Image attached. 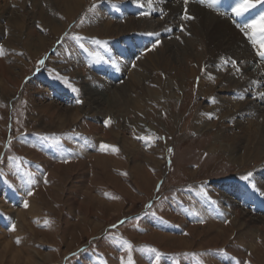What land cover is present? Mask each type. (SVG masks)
<instances>
[{
  "label": "rangeland",
  "instance_id": "374dc122",
  "mask_svg": "<svg viewBox=\"0 0 264 264\" xmlns=\"http://www.w3.org/2000/svg\"><path fill=\"white\" fill-rule=\"evenodd\" d=\"M144 1L85 0L70 18L46 0H0V264H128L129 256L132 264H264V226L234 224L221 205L228 195L264 218L256 183L264 157L230 163L252 130L240 108L264 85L242 88L240 71L213 65V45L183 15L157 32L164 13ZM103 4L135 6L142 23L102 39L83 21ZM220 12L233 28L242 24L231 9ZM235 93L237 107L214 109ZM256 119L264 125V104ZM197 123L209 133L193 132Z\"/></svg>",
  "mask_w": 264,
  "mask_h": 264
},
{
  "label": "bare ground",
  "instance_id": "6f19581e",
  "mask_svg": "<svg viewBox=\"0 0 264 264\" xmlns=\"http://www.w3.org/2000/svg\"><path fill=\"white\" fill-rule=\"evenodd\" d=\"M23 1L26 2L27 0H23ZM46 2L48 4H50L51 7H53V8H57V9L60 7L64 8L66 16L71 18V17H75L82 10L85 0H46ZM209 3H210V0H188L187 4H185V0H151V4H150L149 0H146V1H144L143 5L147 9H150V10L152 9L151 10L152 13H154V12H157V13L163 12L164 13L163 23L157 26V29H158L157 32L161 31V28L163 27L164 23H168L169 21L172 23L173 21L179 20V18H178L179 15H183V17L185 16V14H187L188 16H191L192 19H190V20L192 21V24H191L193 27L192 29H195V32L197 30L202 32L204 34V36L206 37L207 44L213 45L214 56L210 60L213 65H217V64L227 62V65L231 66L230 67L231 69L229 68L227 70V72L228 73L234 72V71H236V69L232 66V61L234 60V61H236V66L240 69V73H242V77H243V81L241 80L242 81L241 82L242 88L244 85V86H247L248 89H250V90H255L257 85H259V84L264 85V58L258 57L256 55L258 45H257V48H254L252 43L247 39V37L244 35V33L241 32L240 27L238 29L233 28L231 26V24L229 23V22H231V19L227 18L224 15V13L220 12V10L224 11L227 9H231V7H229V5L234 6V0H219V6L217 8V9H219L218 11L213 10L212 7H209L208 6ZM256 7H257V10L260 8V11L255 18H257L261 12H264V2L257 4ZM135 8H136L135 6L130 7L128 5L126 6V5H122V4H115V5L114 4H111V5L103 4L102 6H100V5H98L97 7L93 6V8H90L89 10H87L83 23L85 22L86 24H88L90 26V28H94L95 26L100 27V30H97L98 28L96 30L100 36L103 35V37H101L102 39L110 40L112 38L124 36V35H127L129 31H133L135 29V27H139L140 24L142 23V20H140L142 17H141V15H139L140 14L139 12L134 11ZM107 11H108V13H107ZM110 12L111 13L119 12V14H117V15L118 16L121 15V17H125L126 23L122 26L113 24L111 22V20L109 19V13ZM122 12H123V14H122ZM130 13L134 14V17H135L134 19L133 18L132 19L127 18V14H130ZM231 14L234 15L233 13H231ZM183 20L185 21V19H183ZM238 21L242 24L245 22V20L241 17L238 18ZM45 24H46V22H45ZM19 26H21V25H19ZM49 26H52V25H49ZM54 27H56V26H54ZM163 28H164V30L167 29L165 27H163ZM60 31H61V27L53 29V33L55 35L58 34ZM97 33L94 35L93 32H89L88 34H89V36H97ZM12 35H13V33H12ZM173 46H171V47H173ZM45 50L46 49H44V51ZM44 51H43V53H44ZM34 53H36V52H34ZM154 53H155V51H152L150 54L153 55ZM174 53H173V55H174ZM256 59H259L261 61V63L257 64ZM136 64L134 66L135 68L137 67ZM130 72H133V71H130ZM94 78H95L94 80H100L101 85L104 87L108 88V86H112V82H113L112 80H108L105 77H97V78L94 77ZM229 79H231L230 76H227V78H225L226 82ZM124 83H126V82L124 81L121 84V87H123ZM205 84L206 83L204 80L200 81L199 86H198L199 92H200V89H202ZM125 86H126V84H125ZM123 92H125V91H123ZM239 92L241 94L244 93L243 89L242 90L240 89ZM249 94L251 96H253V100L246 103V105L242 109L240 108V106L242 104L240 106H238L240 108V110L244 111L243 114L239 115V118L241 120H245L246 124H248L250 126V128L249 127L248 128L250 130L252 129L251 133H248L250 136V138L248 137L249 144H248V147L246 149V152H244L242 157L232 158L230 160V163L232 165L233 164L234 165L242 164V163L244 164L246 162H249L250 158L252 156L253 157L251 159H256L258 161H261L260 159H262L264 157V125L259 124L257 122V119H256V112L258 111L260 104H264V97H263V95L258 94L256 91H254L253 94L252 93H249ZM99 95H100V93H99ZM236 95H238V94L235 93L234 96L230 95V97L224 96L221 98H216L217 102H215L216 104H214V109L217 110L219 108H226V105H227V109H233L234 106L237 107L236 105L240 104V101L238 102V100H236V97H237ZM237 110H238V108H237ZM201 119H202V117H197L198 123H199V120H201ZM198 123L195 124L191 128V130L193 132L201 133V134L202 133L203 134L209 133L207 131L208 129H203V127H201L200 124H198ZM200 123H201V121H200ZM239 124H237V125H239ZM240 130H241V128H240ZM245 134H247V133H245ZM217 136H219V135H217ZM222 149H224V148H222ZM256 183H258L257 184L258 187L261 189L262 193H264V176L262 174L256 175ZM229 192H231L230 189H229ZM222 199H223V201H222L221 205L223 206L224 212L232 213L233 215H235L234 217L237 221L235 220L233 222L234 224H236V222H237L238 225L244 226V227L260 226V229L264 228V227L262 228V226H264V218L257 217V216H251L247 212L240 211V209L238 208V203L232 197H229L228 195L225 198L222 197ZM32 203H30V205L28 206V211L31 209L33 210V208H32L33 204ZM35 203H36V201H35ZM6 211H8V210H6ZM15 216L17 218V227L18 226L24 227V225H23L24 220L22 219V213L20 211L15 212ZM29 216H31V215H29ZM239 218L241 221L239 220ZM212 225H214V224H212ZM231 226H232V223H231ZM248 231H251V230H248ZM190 233L191 234L196 233V228L191 229Z\"/></svg>",
  "mask_w": 264,
  "mask_h": 264
},
{
  "label": "snow or ice",
  "instance_id": "6c2138e0",
  "mask_svg": "<svg viewBox=\"0 0 264 264\" xmlns=\"http://www.w3.org/2000/svg\"><path fill=\"white\" fill-rule=\"evenodd\" d=\"M264 2V0H234V6L229 5V7H231V11L234 14L235 17H242L244 16L245 13H247L250 9L255 8L257 6V4H260ZM149 3L151 4V0H149ZM188 3V0H185V4ZM209 7H212L213 10H217L218 6H219V0H210V3L208 5ZM145 15H147V13H145ZM185 20H189L192 19L191 16H188L187 14H185V16L183 17ZM240 30L241 32L244 33V35L247 37V39L252 43L254 48H257L256 51V55L258 57L264 58V12H261L259 14V16L255 19H251L246 21L245 23L240 25ZM149 35H153L152 33H149ZM77 40H79L80 38L77 37ZM94 43L96 44H100V41H94ZM159 44V41H156L153 45L152 48L154 49L155 47H157ZM83 47V45H81ZM151 50V49H149ZM41 65L44 63L43 60H41L39 62ZM232 66L236 69L237 72L240 71V69L236 66V61H232ZM73 91H76L75 89H73ZM264 95V94H262ZM77 104L81 103V101L79 99H77L76 101ZM211 118V117H209ZM108 122H106L107 124ZM141 139H144L143 137H141ZM108 145H101V150L108 148ZM113 151H115V149L113 148ZM171 151V150H169ZM251 174H249V176H245L243 177L244 180H249ZM253 189H255V185H252ZM29 195H31V193H29ZM27 206V205H25ZM128 249H131V245H127ZM149 251H155L154 249H149ZM128 264H132V260H131V256H129V261Z\"/></svg>",
  "mask_w": 264,
  "mask_h": 264
}]
</instances>
